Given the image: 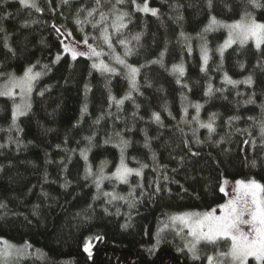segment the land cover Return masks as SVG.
<instances>
[{
  "label": "trees",
  "instance_id": "obj_1",
  "mask_svg": "<svg viewBox=\"0 0 264 264\" xmlns=\"http://www.w3.org/2000/svg\"><path fill=\"white\" fill-rule=\"evenodd\" d=\"M111 3L89 17L95 0H36L39 11L0 0V84L41 73L16 124L0 96V241L28 252L11 264H208L229 242L198 245L194 260L168 219L221 205L224 178L264 185V44L221 55L225 27H209L248 14L264 23V0H125L119 31ZM145 3L155 16L137 10ZM64 33L87 40L100 63L61 54ZM210 122L211 132L200 126ZM122 160L140 175L111 179Z\"/></svg>",
  "mask_w": 264,
  "mask_h": 264
},
{
  "label": "snow or ice",
  "instance_id": "obj_2",
  "mask_svg": "<svg viewBox=\"0 0 264 264\" xmlns=\"http://www.w3.org/2000/svg\"><path fill=\"white\" fill-rule=\"evenodd\" d=\"M65 3L68 0H64ZM111 0H105V3H110ZM125 0H115V3H111V15L113 16L111 27L115 30L119 31L127 27L124 23L125 18L129 15V13L121 11L117 5H123ZM133 4L136 3V0H131ZM20 3L29 7H37L35 3H28V0H20ZM96 8L88 11L87 15L89 17L93 16V13L101 6V0H95ZM249 3L253 5V7H261L258 3V0H249ZM39 11V8L37 7ZM137 10L149 12L151 11L152 15H156L157 11L155 9H149L147 3H145L143 8L137 6ZM250 17V14H248ZM108 19V13L101 12L100 13V21L97 23L104 22ZM77 23H81L80 20L76 21ZM227 27L229 29V39L226 42L224 47L230 46L232 43L239 42L240 44H244L248 40H255L257 48L260 47L261 44H264V23H258L255 19L249 18L246 22H237L231 25H220L219 22L215 20L213 17L212 24L209 26L210 28L214 27ZM95 27V25H94ZM208 29H206L207 31ZM59 31V29H57ZM107 32V27L104 29ZM136 40H139L140 37L137 35L134 37ZM109 37L106 35L105 40L107 41ZM87 43V40H85ZM123 43V41H121ZM7 46V45H6ZM91 55L100 56L101 53L97 52L94 48H91ZM109 47L111 44L109 43ZM65 51H71L72 58L76 59L77 56H83L85 53L77 52L74 48L65 47ZM204 51V62L207 63V51ZM223 54V48L221 49V55ZM163 56V53H161ZM118 62L120 64H124V60H120ZM59 60V57H57ZM160 61H153V63H159ZM93 67H97V65H93ZM129 67V76L133 83V87H135V77L138 73V69ZM109 71H113L112 69H106ZM203 70V69H202ZM174 72H178L180 76L184 75L183 66H174ZM41 75V73H33V70L29 68L24 76L20 79L13 78L11 83L20 87L22 90H26L31 92L33 82ZM225 80L229 84H237L239 81H234L227 76H225ZM179 82V81H177ZM246 84H251L252 79L249 77L244 81ZM209 92H211V87L209 88ZM0 95H12L11 90L7 92H0ZM128 97H126L127 99ZM252 101H249L251 103ZM118 104L123 103V101H117ZM200 106L196 105L197 111H199ZM86 110V109H85ZM14 119L17 115H25V112L21 110L20 106H17L14 111ZM154 118L157 122H159L160 117L158 114H154ZM201 127H206L209 131H213L212 123L201 124ZM261 134L264 135V121L260 124ZM122 147L121 151L123 152L124 147L127 146V141H121ZM84 155V153H81ZM87 157L85 156V159ZM255 162H253L254 166ZM133 169L127 168L123 165V160L121 161V167L117 169L116 176L121 181L126 182L127 176L131 174ZM137 175H140V172H136ZM237 188L235 191L237 195L234 199L229 200L225 205H223L224 215L215 216L214 211L204 214L193 213V214H185L179 217H173L174 220H179L181 223L185 225V227L189 230V235L193 237V242L188 246V251L192 254L193 259H200L198 255V244L201 242L217 244L220 240L230 241V248L228 252H219L217 253V257L208 256V264H246L248 257H254L257 261H260L261 264H264V185H261L255 181H250L245 183L244 181H237ZM221 192H224V188L221 187ZM247 217V218H245ZM242 225L249 226V230L245 232ZM96 239H102V237H97ZM91 243L88 242L85 244L84 251L88 253L89 258L92 256L91 251ZM18 252L19 250H14L11 247L7 249V251H0V259L4 257H10L13 252Z\"/></svg>",
  "mask_w": 264,
  "mask_h": 264
},
{
  "label": "rangeland",
  "instance_id": "obj_3",
  "mask_svg": "<svg viewBox=\"0 0 264 264\" xmlns=\"http://www.w3.org/2000/svg\"><path fill=\"white\" fill-rule=\"evenodd\" d=\"M35 1L36 0H28V3L29 4L35 3ZM249 18H251V17H244V18L240 19L239 22H246ZM220 25H221V23H220ZM220 27H222V26H220ZM224 31L226 32V37H225L224 41L221 43V45L219 46V51L220 52H221L222 48H223V52H224L227 49H229L230 47H232V46H234V45L239 43V42H235V43H232L228 47H224L226 42L229 39V29L227 27H225ZM62 36H63V39L61 41V46H62V53L61 54H67V55H69L72 58L71 51H65V47L67 46L68 48H74L77 52L85 53V55L77 56V57L92 58L95 61V63H100L98 56H94V55L90 54L91 53V49H90V47H89V45L87 43H85V42L81 43V42L75 41L72 38V36L70 34H67V33L62 34ZM245 43H251L254 47L257 48L255 40L250 39V40H248ZM29 68H31L33 70V73H37L38 72L33 67H28L25 70V72ZM25 72H23L20 75H11L2 84H0V92H7L9 90H11V92H12L11 96H9V95H0V96L5 97V98H9V99L13 100V102H14L13 112H12V123L13 124H16L18 118L21 116V115H17L15 117V119H14V115L13 114H14V111L16 110L17 106H20L21 110H23L24 112H26L25 110L28 109L29 106H30V97H31L32 90H31V92H28L26 90H22L20 87L14 86L11 83L13 78H15L17 80L22 78L24 76ZM36 80L33 82V85L36 82ZM32 89H33V86H32ZM137 171L138 170L133 169L131 174H135ZM116 173H117V170H115L114 173L110 175L111 179H115L118 182H123V181H121L120 179L117 178ZM131 174H129V175H131ZM237 181H244V180H237V179L234 180V179L224 178L221 181V187L224 188V192H221V193L223 194L225 200H224V202L221 205H218L217 207L213 208L212 210H210V211H208L206 213L213 212V210H215L214 211V215L215 216L219 217V216L224 215V211L225 210L223 209L222 206L225 205L229 200L234 199L236 197L237 192L235 191V189L237 188V183H236ZM244 182L247 183V182H250V181H244ZM221 187H220V189H221ZM179 216H183V215H176V216H173V217H179ZM173 217L168 219V221H167V223L165 225V228H169V229L173 230L177 234L182 233L186 237L185 244L189 246L190 243L193 242V237L191 235H189L188 228L185 227V225L183 223H181V221L174 220ZM245 218H247V217H245ZM241 227L243 228V230L245 232H247L249 230V226H247V225H242ZM228 242H229V248H230V243L231 242L230 241H228ZM200 244H211V243L201 242ZM200 244H198V245H200ZM9 247H11L14 250H19V251L18 252L14 251L13 254L10 257H4V258L0 259V264H9V263L11 264L14 261L18 262V260L20 261V260H22V259H24V258H26L28 256V252H27L26 249L17 248V247H14L12 245H9L8 243L0 241V251H7V249ZM228 251H229V249H228ZM246 264H261V262L257 261L254 257H248V259L246 261Z\"/></svg>",
  "mask_w": 264,
  "mask_h": 264
}]
</instances>
